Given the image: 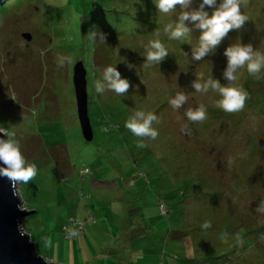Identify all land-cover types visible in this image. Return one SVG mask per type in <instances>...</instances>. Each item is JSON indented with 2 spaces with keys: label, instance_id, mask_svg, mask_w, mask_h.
<instances>
[{
  "label": "rangeland",
  "instance_id": "obj_1",
  "mask_svg": "<svg viewBox=\"0 0 264 264\" xmlns=\"http://www.w3.org/2000/svg\"><path fill=\"white\" fill-rule=\"evenodd\" d=\"M49 2L0 0V128L16 134L26 161L37 167L35 179L17 191L33 211L22 226L38 255L62 264H264V212L256 211L264 200V69L259 80L246 68L237 71L235 85L248 93L238 114L217 108V93L192 87L210 77L227 85L224 52L234 43L264 53V0L242 4L244 26L201 61L192 60L200 31L191 23L190 43L164 32L178 22L179 7L164 14L154 0ZM201 3L192 0L191 9ZM127 14L145 24L126 23ZM115 21L129 31L118 32ZM90 31L104 41H90ZM157 39L169 54L144 67ZM62 56L72 62L58 66ZM79 62L90 141L77 113ZM109 65L129 81L125 96L96 93ZM178 92L188 101L174 110L169 101ZM200 105L207 119L188 120L187 111ZM137 110L159 117V135L144 148L125 127ZM77 225L82 231L72 235Z\"/></svg>",
  "mask_w": 264,
  "mask_h": 264
},
{
  "label": "clouds",
  "instance_id": "obj_2",
  "mask_svg": "<svg viewBox=\"0 0 264 264\" xmlns=\"http://www.w3.org/2000/svg\"><path fill=\"white\" fill-rule=\"evenodd\" d=\"M158 12L169 14L176 11L179 7L182 11L178 17V22L168 24L164 32L169 39L188 42L189 35L193 28L188 26L191 23L195 29L200 31L198 46L192 48V60L201 61L220 45L222 40L231 30L241 29L249 19L241 13V5L246 4L247 0H221L219 6H216V0H202L198 10H192V0H154ZM49 4L58 6L54 3ZM205 6L214 8L211 15L205 11ZM159 35V33L157 34ZM88 39L95 42L97 38L104 41L102 33L99 35L96 31H90ZM146 54L144 67H151L153 64H159L167 55L168 50L157 39L150 41ZM224 55L227 57V67L223 73L227 85L221 84L218 79L210 77L206 82L201 83L198 79L192 82L194 90L201 94H207L210 90L217 93L220 97L215 106L227 113L238 114L246 106L248 93L242 87L235 85L237 81V71L246 68L249 75L255 79H261L259 75L264 69V53L254 50L251 44L234 43L225 49ZM71 57L62 56L58 58V66L63 67L65 63L70 64ZM131 67V65H129ZM130 88L127 79L122 78L121 73L115 66L109 65L103 70L102 79L95 81V91L97 94H103L111 91L119 96H125ZM188 101V96L178 92L170 99L169 103L174 110H178ZM188 120L192 122H203L207 119V111L204 105H200L195 110H188ZM154 123H159V117L152 112L137 110L125 122V127L136 137L140 138L137 147L144 148L147 145L144 140H155L159 133L153 127ZM0 133L7 139H0V161L5 167H0V176H4L11 181L14 193L18 184H27L34 180L37 175V167L26 161L21 151L20 143L16 134L0 128ZM256 211L264 212V200H261ZM210 223H204V228H209Z\"/></svg>",
  "mask_w": 264,
  "mask_h": 264
},
{
  "label": "water",
  "instance_id": "obj_3",
  "mask_svg": "<svg viewBox=\"0 0 264 264\" xmlns=\"http://www.w3.org/2000/svg\"><path fill=\"white\" fill-rule=\"evenodd\" d=\"M24 37L30 40L29 34ZM73 83L77 102V113L86 141L93 139V130L88 116L86 70L81 62L74 68ZM3 134L0 133V139ZM0 167H5L0 161ZM11 181L0 176V264H62L53 263L38 255L35 245L22 226L23 218L31 214Z\"/></svg>",
  "mask_w": 264,
  "mask_h": 264
},
{
  "label": "trees",
  "instance_id": "obj_4",
  "mask_svg": "<svg viewBox=\"0 0 264 264\" xmlns=\"http://www.w3.org/2000/svg\"><path fill=\"white\" fill-rule=\"evenodd\" d=\"M128 15V14H127ZM129 17L127 18V17H123V18H127V22L126 23H130L131 21H134V24H138V21H139V25L140 24H145V22H144V20H140V19H138V18H136V16H130V15H128ZM130 20V21H129ZM126 23H123V21L122 22H119V21H115L112 25L113 26H115V25H117L118 24V26L119 27H121L122 29L120 30V31H118V32H122V31H124V30H126V31H129V28H127V26H126ZM164 208V211L163 210H161L162 212H165V207L164 206H161V208ZM201 263L202 264H213L212 262H207V263H205V261H201ZM184 264H200L198 261H195L194 260V262H191V263H187V262H185Z\"/></svg>",
  "mask_w": 264,
  "mask_h": 264
},
{
  "label": "built area",
  "instance_id": "obj_5",
  "mask_svg": "<svg viewBox=\"0 0 264 264\" xmlns=\"http://www.w3.org/2000/svg\"><path fill=\"white\" fill-rule=\"evenodd\" d=\"M77 226H78V228L76 227V229L74 230V232H73L72 235H76L77 233H79L80 231H82L83 226H81V225H77Z\"/></svg>",
  "mask_w": 264,
  "mask_h": 264
},
{
  "label": "crops",
  "instance_id": "obj_6",
  "mask_svg": "<svg viewBox=\"0 0 264 264\" xmlns=\"http://www.w3.org/2000/svg\"><path fill=\"white\" fill-rule=\"evenodd\" d=\"M120 263H121V262H120ZM124 264H126V262H125Z\"/></svg>",
  "mask_w": 264,
  "mask_h": 264
}]
</instances>
